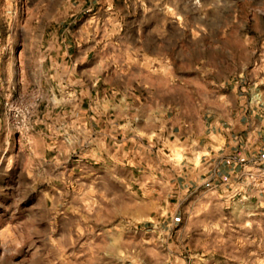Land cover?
Returning <instances> with one entry per match:
<instances>
[{
	"label": "rangeland",
	"instance_id": "obj_1",
	"mask_svg": "<svg viewBox=\"0 0 264 264\" xmlns=\"http://www.w3.org/2000/svg\"><path fill=\"white\" fill-rule=\"evenodd\" d=\"M110 82L164 88L177 123L264 103V0H0V264H264V165L179 206L141 170L126 193Z\"/></svg>",
	"mask_w": 264,
	"mask_h": 264
},
{
	"label": "crops",
	"instance_id": "obj_2",
	"mask_svg": "<svg viewBox=\"0 0 264 264\" xmlns=\"http://www.w3.org/2000/svg\"><path fill=\"white\" fill-rule=\"evenodd\" d=\"M108 87L114 94L98 100L105 109L100 111L105 117L99 115L96 130L98 158L109 161L104 168L126 193H133L134 170H141L142 187L152 189L162 183L174 188L179 206L183 188L191 193L214 188L229 191L241 182L248 184L249 176L264 165L262 101H242L236 107L227 103L219 116L206 117L205 112L199 119L177 123L165 116L164 88L155 97L145 82L127 92L114 82ZM106 108H114L109 112L113 117H106ZM139 108L147 113L136 115L134 109Z\"/></svg>",
	"mask_w": 264,
	"mask_h": 264
},
{
	"label": "built area",
	"instance_id": "obj_3",
	"mask_svg": "<svg viewBox=\"0 0 264 264\" xmlns=\"http://www.w3.org/2000/svg\"><path fill=\"white\" fill-rule=\"evenodd\" d=\"M252 98L255 99L256 97H255V96H252ZM256 100H257V99H256ZM257 102L260 103L261 101H258V100H257Z\"/></svg>",
	"mask_w": 264,
	"mask_h": 264
}]
</instances>
